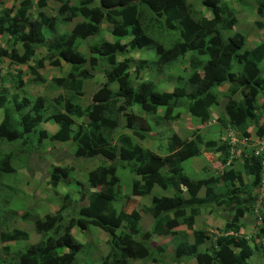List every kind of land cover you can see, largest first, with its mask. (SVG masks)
Wrapping results in <instances>:
<instances>
[{"label": "trees", "instance_id": "obj_1", "mask_svg": "<svg viewBox=\"0 0 264 264\" xmlns=\"http://www.w3.org/2000/svg\"><path fill=\"white\" fill-rule=\"evenodd\" d=\"M48 1L62 4L67 16L61 24L80 21L70 31L45 39L44 29L55 30V18L42 12ZM255 1L257 14L264 17V0ZM202 6L211 14L210 19L193 14L187 0H77L72 6L69 0H22L17 6L1 10L0 38L11 39L15 47H28L31 43L29 52L19 57L18 63L26 65L37 47L45 49V56L36 61V73L30 72L34 76L28 80L30 84L46 83L41 70L49 76L50 70L62 69V63L69 65L70 70L63 77L51 78L50 84L60 91L51 100H32L19 94H12L10 100L7 89H2L6 92L0 94V188L6 187L3 176L15 172L13 164L20 161L21 155H33L37 163L49 154L57 156V161L89 165L92 160L93 167L82 176L89 193L87 198L80 193L79 200H73L63 184L72 179L73 167H49L48 185H61L65 191L53 215L31 219L34 209L21 214L7 212L1 206L5 202L0 201V264H74L82 249L71 234L75 226L81 231L98 227L109 235V249L101 264H128L129 259L144 261L152 259L154 252L162 254L165 247L155 251L150 248L155 236L175 241L174 259L179 264L184 258H193L197 264H248L254 250L264 258L261 158L252 151L242 153V168L226 169L231 155L229 146L204 141L195 131L189 141L171 136L167 145L157 148L163 153L156 154L141 145L152 139L149 135L153 128H143V120L130 111L135 108L139 115L153 117L162 110L159 121L168 123L179 121L187 112L193 121L204 126L211 119V111L219 106V89L227 86L223 94L224 123L249 138L247 124L257 118L256 111L264 108V103L261 107L256 103L264 93V43L244 51L243 35L224 34L232 31L236 23L228 6L221 0H203ZM100 22L112 25L114 43L87 42L98 37ZM162 36L167 37V46L156 43ZM82 41L87 43L86 56L78 51ZM127 48L153 50L158 72L180 63L189 53L191 72L187 79L177 78L172 92H158L154 82L142 78L148 63L140 60L130 66L129 59H125ZM102 63L109 70L102 68ZM234 64L240 72L233 71ZM96 68L104 83L83 104L85 83L93 79L91 71ZM15 70L7 71V77L0 76L1 82L9 78L13 86L23 89L24 75L19 71L13 77ZM1 72L0 69V75ZM113 84L117 93L111 88ZM47 123L56 126L53 134L41 128ZM256 137H264L263 127L256 130ZM11 143L18 146L6 151ZM56 145L64 147L66 154L58 157V148L53 150ZM211 150L220 155L221 170L200 180L188 177L182 164ZM126 167L134 176L129 194H125L118 177V170ZM155 189L171 190L172 195L160 196L154 193ZM146 197L150 198L149 205L126 210L132 198ZM121 200L124 204L119 203ZM79 201L86 204L75 208ZM216 211L226 213L222 229L209 230L204 221L201 228H195L199 216L215 215ZM142 213L152 218L149 231L141 229ZM249 215L255 220L250 237L242 232L246 229L245 216ZM13 218L32 223L38 235L36 242L29 244L26 230L10 226ZM26 242L23 247L21 243Z\"/></svg>", "mask_w": 264, "mask_h": 264}, {"label": "rangeland", "instance_id": "obj_2", "mask_svg": "<svg viewBox=\"0 0 264 264\" xmlns=\"http://www.w3.org/2000/svg\"><path fill=\"white\" fill-rule=\"evenodd\" d=\"M22 0H0V13L1 10L4 8H12L14 6H17L19 2ZM203 0H187V5L189 6L190 10L195 15H199L200 17L205 16L206 18L210 19L211 14L206 11L202 6ZM223 3H225L228 8L231 10L233 19L235 20L234 29L229 32H224L225 35H233L235 33L241 34L245 38V45L243 49L250 50L254 48L256 45L264 43V17L259 16L256 12V1L255 0H246L243 3L238 2V0H221ZM77 0H69L70 5L75 4ZM63 6L62 4H56L53 2L48 1L47 6L43 8L42 12L45 13L49 18H55L54 19V25L55 30L51 31L48 29L43 30V34L45 36V39H49L52 36H55L59 34L60 32H67L70 31L73 25L80 21V19H75L73 22L65 26L62 23V18L67 16L62 12ZM231 19V18H230ZM60 20V21H59ZM100 40H107L109 42H115V38L112 36V26L110 24H106L103 22H100V31L99 35L96 39H88L89 43H94ZM161 40V41H160ZM160 40H157L156 43L162 44L164 46H167V37H160ZM129 40H125L124 43H128ZM84 42L82 41L78 51L86 56L87 50L84 46ZM13 41L9 38H0V48L2 49L1 57H0V69L2 70L0 76H8L6 75L7 71H13L15 68V72L13 73V77L19 74H23V82L24 87L23 89H17V87L13 86L9 78H7L6 81L3 83L0 79V94L5 93L6 91L2 89H7V92H9L8 99L12 100V96L14 94H19L21 97L27 96L30 97V99L35 100L39 97L46 98L48 100H51L52 98L56 97L60 91L50 84V80L53 76H62L64 74V71L62 73V69L52 72L50 70L49 76L45 74V71L41 70V74L46 79V83L41 86H36L34 84H30L28 80L31 78H34L32 76V73H36L35 64L36 61L42 57L45 56V49L43 48H36L35 55L32 59L28 60L27 64L24 65V63H18L17 60L19 57H24L29 52L31 46L30 44L17 47L12 45ZM127 55L125 59H129V65L135 66L139 63L140 60H145L148 62V66H146V70L143 72V80L154 82L156 85V90L158 92H172L174 89V86L176 83H178L176 80L177 78L187 79L191 68L188 64V59L190 57V54L188 53L182 60H180V63L175 62L172 63L170 66H167L163 72H158L154 68V61L156 60L155 54L153 50H147V49H141L137 51H131L129 48H127ZM192 54V53H191ZM103 64V63H102ZM63 69L67 68V65L62 63ZM239 66L234 64L233 71L239 72L240 69ZM102 68L105 70H109L108 66H105L103 64ZM155 69V70H154ZM95 71L98 73L97 68ZM29 75V78H24L25 75ZM16 79V78H15ZM132 81L135 85L138 84L136 80H134V77L132 76ZM87 88L84 91V96L81 99V102L83 104H86L88 99L90 98L91 92L95 89V87L98 86L97 79L93 78L91 81L87 83ZM112 90H114V93H117L116 85L113 84L111 87ZM225 87L220 88V93H218L219 96V106L214 108L211 111V127L201 128L200 130L196 132H200L199 135L202 137L204 141H210L214 140L217 146L221 145H228L229 151L231 153L226 169H238L240 170L242 168L243 163V155L242 153L247 154L250 151L256 152L258 149V145L261 142V140L256 138V130L259 128H264V108L259 109L256 111V119H252L249 124H247L248 127V134L249 138H245L241 133L235 132L233 130L226 132L227 126L224 123L225 122V112H224V105L226 103V100L224 98V91ZM24 93V94H23ZM13 94V95H12ZM26 94V95H25ZM12 95V96H11ZM235 99H239L237 96ZM182 101V100H180ZM258 106H263L264 103V93L260 95L256 101ZM181 106V102H179V108ZM182 109H180L181 111ZM133 114L138 115L139 118L143 120L144 127L146 128L148 125L153 128V132L149 135L152 136L153 133L155 135V132L159 135L158 138L155 139H147L141 143L143 147L146 149L162 154L163 150H157L158 147H162L166 144L167 139L172 135L173 131H176L177 133H180L181 139L188 140L190 138V130L194 129L195 127L191 126L190 120L188 117V113H184L179 119L180 123L178 125H174L176 123H173L171 125L161 123L159 119L162 115V110H159L156 116L150 117L146 115H139L138 110L135 108L130 109ZM177 111V110H176ZM178 112V111H177ZM130 113V112H128ZM0 118H1V111H0ZM157 122V124L155 123ZM193 121V120H192ZM172 123V122H171ZM194 124L196 126L198 125L197 121H194ZM207 124V126L209 125ZM42 128L47 130L50 134H53V132L56 131L55 125L52 124H43ZM234 132L238 135L239 140H236V136ZM202 134V135H201ZM189 137V138H188ZM188 138V139H187ZM232 139V140H231ZM155 140V141H154ZM232 143L235 145H232ZM9 146L12 149H15L18 146V143H11ZM8 148V147H7ZM56 148H60V146H55ZM64 147L60 149V152L58 154V157H61L59 155L66 154L64 153ZM215 150V149H213ZM261 154V153H260ZM219 154L218 153H211L207 152L203 154L202 156L198 157L196 160H189L182 164V167L184 169V173L190 177L193 180H200L205 177H209L210 175H215L217 171L221 170L220 163H219ZM23 158V156L21 155ZM57 157V156H56ZM56 157L53 155H47L45 157H42L40 160L45 159V164H39L42 166V171H45L46 166L50 164L57 163ZM234 159V160H233ZM63 163L61 165L67 166L66 164H69L68 160L62 161ZM91 164L87 165L81 162L78 163H72L73 172L72 173V179L71 180H64L63 184H65L66 191L70 194H72L73 200H79L80 193L84 195V197L87 198V195L89 193L88 191V185L85 182V179H82V176L85 175L91 167H93V161ZM16 171L12 174H5L3 176V183L6 185L4 188H0V201H4L5 203L1 205L4 206V210L7 212H10L11 210L15 211L17 214H21L26 210H33L31 212V219L39 218L42 219L46 215H53L55 214L59 209L58 200L62 194H64V187L60 186L57 188H52L47 186L46 184H40L38 180V176H35L34 178H31L26 171L20 169L15 163L13 164ZM39 173V172H38ZM118 177L121 180V183L124 187L125 194H129V187L130 182L132 179H134V176L130 173L129 169H119L118 170ZM75 178V179H74ZM76 180V181H75ZM80 182V183H78ZM79 184V185H78ZM61 188V189H60ZM157 191H154V193L158 194L161 193L159 189H155ZM164 193V192H163ZM167 196L172 195L171 190H166L164 193ZM130 202L126 204V210L130 211L135 208H143L148 205L150 198L146 197L143 199H137L132 198ZM80 203H77L75 208L82 207L86 204L85 201H79ZM119 203L124 204V201L121 200ZM118 203V204H119ZM138 204V205H137ZM8 215V213H6ZM219 214V216L217 215ZM226 213H218L216 211L215 216L214 215H207L206 216V224L205 226H209L211 229H213V226H220V219H224ZM70 213L66 216L68 217ZM65 217V215H64ZM204 215H201V218L198 217L196 221V227L200 228L201 222L205 221L202 219ZM10 225H15L18 228H22L26 230L30 234V242L29 244H33L38 239V235L34 233V227L32 223L30 222H20L18 220L10 219L9 220ZM224 223V222H223ZM141 229L144 231H149L152 226V221L150 220L148 222V217L146 214L142 213V222ZM252 225L253 222L251 223ZM213 225V226H212ZM224 225V224H223ZM100 228V227H99ZM178 231H181L183 229H177ZM249 236H251L252 231L249 229ZM72 236L74 240L77 243H80L82 245V249L79 251V253L76 255V261L74 264H100L103 260L105 255L108 252V245L107 241L109 239V235L105 233L101 228L98 229V227L89 226L87 230L81 231L78 226H75L72 230ZM248 236V237H249ZM168 237H153L154 242H151L152 248L155 249V244L157 241L158 246L164 245L167 243V252L163 255L159 256L158 253L154 252V255L152 259L149 260H132L129 259L128 264H154V263H160V264H179L176 263L173 260V256H166L167 254H171L173 251V245L175 244V241L167 240ZM23 247L26 246L27 242L21 243ZM12 247V246H11ZM203 251V248L201 249ZM166 256V257H165ZM152 260H155L153 262ZM248 264H264V258L261 255V253L257 250H254L252 253V256L247 261ZM180 264H196L194 259L191 258H184L182 260V263Z\"/></svg>", "mask_w": 264, "mask_h": 264}, {"label": "clouds", "instance_id": "obj_3", "mask_svg": "<svg viewBox=\"0 0 264 264\" xmlns=\"http://www.w3.org/2000/svg\"><path fill=\"white\" fill-rule=\"evenodd\" d=\"M103 23H106V24H109V23H107V22H103ZM100 25V24H99ZM111 25V24H110ZM112 26V25H111ZM116 41V40H115ZM88 42V41H87ZM109 42V41H108ZM84 43H86V42H84ZM112 43V42H111ZM114 43V42H113ZM87 44V43H86ZM244 51H246L245 49H243ZM147 62V61H146ZM156 62V60L154 61V63ZM148 63V62H147ZM148 66V65H147ZM59 70V69H58ZM52 72H55V71H57V69H55V70H51ZM240 71H241V69H240ZM239 71V72H240ZM91 73H94V77L93 78H96L97 79V84H98V86L97 87H95V89L91 92V94L96 90V89H98L99 87H100V85L102 84V83H104V78L103 77H101V75L100 74H98L96 71H91ZM65 75V74H64ZM63 75V76H64ZM62 76V77H63ZM53 77H58V76H53ZM92 80V79H91ZM90 80V81H91ZM175 87V86H174ZM226 88H227V86H225ZM91 96V95H90ZM188 117H189V120L191 121L190 122V124H191V126H193V127H195L194 129H189L190 130V132L192 131V132H196V131H198V130H200V132L202 131V129L201 128H203V127H206L207 129H208V127H211V124H209L210 122H211V119L208 121V123L207 124H209L208 126H207V124L206 125H204V126H200V125H197L196 126V124H194V121H192V119L190 118V116L188 115ZM1 118H2V114H1ZM180 120V119H179ZM1 121V120H0ZM161 122V121H160ZM178 122V121H177ZM177 122H172V123H168V122H161V123H165V124H173V123H177ZM155 123L157 124V122L155 121ZM48 124V123H47ZM51 124V123H50ZM49 125V124H48ZM53 125V124H52ZM56 127V126H55ZM41 128H42V126H41ZM227 128L228 129H226V132H229V131H231V130H233L231 127H229V126H227ZM43 129V128H42ZM45 130V129H44ZM47 131V130H46ZM234 131V130H233ZM191 132V133H192ZM199 132V133H200ZM49 133V132H48ZM54 133V132H53ZM234 134H235V136H236V140H239V137L236 135V133L234 132ZM159 135H161V134H159ZM173 135H177L176 133H173L171 136H173ZM202 135V134H201ZM170 136V137H171ZM177 136H179V135H177ZM169 137V138H170ZM180 138H181V136H179ZM168 138V139H169ZM189 138V137H188ZM187 138V139H188ZM257 138V137H256ZM153 139V138H152ZM167 139V140H168ZM258 140L260 139L261 140V142L259 143V147H258V149L256 150V152H254L253 151V153H254V156H256L257 158H261V168H262V171L264 172V137H262V138H257ZM190 140V138L188 139V141ZM232 140V139H231ZM155 141V140H154ZM210 141H212V142H214L215 143V141L214 140H210ZM165 145H167V141H166V144ZM164 145V146H165ZM232 145H235V143L233 144L232 143ZM57 146V145H56ZM60 149H62L61 148V146H60V148L58 149L59 150V152H60ZM8 150H13L12 148H10V149H6V151H8ZM64 151V150H63ZM58 152V153H59ZM206 153L207 152H214V151H205ZM261 153V154H260ZM156 154H158L157 152H156ZM59 156H61V155H59ZM21 159H20V161H17L16 163H15V165H17L20 169H22V170H24V171H26V173L31 177V178H34L35 176H38V180H39V183L40 184H46L47 186H49V187H51L50 185H48V171L51 169V168H49L50 166H63V165H61L63 162V160L61 161H57V163H55V164H50V165H48V166H46V168H45V171L43 172L41 169L42 168H40V167H42L41 165H39V164H45V159H43L42 161L40 160V159H38V163H37V161H36V159H34L35 157L32 155V156H29L28 158H25V156L22 158V157H20ZM34 161H35V163H34ZM66 161V160H65ZM29 162V163H28ZM71 162H73L74 164L75 163H78V162H75V161H70L69 162V164H66V165H69V166H72V167H74L73 165H72V163ZM64 167V166H63ZM125 169H127V167L125 168ZM14 170L16 171V169H15V167H14ZM39 172V173H38ZM263 177H264V174H263ZM76 181V180H75ZM85 182H86V180H85ZM86 184H87V182H86ZM79 185V184H78ZM88 185V184H87ZM264 185V184H263ZM61 185H58V187H60ZM57 188V187H56ZM61 189V188H60ZM155 191H157V190H155ZM161 191V193H158V195H160V196H163V194L166 192V191H163V190H160ZM164 192V193H163ZM138 199V198H137ZM58 200V204H60V198L59 199H57ZM259 204V203H258ZM258 206V205H257ZM140 209H142V208H140ZM256 209H258V208H256ZM27 211V210H26ZM144 214H146V215H149V214H147V213H144ZM213 215V214H212ZM258 215V212L257 211H255V216H257ZM150 216V215H149ZM206 216L207 215H204V217L202 218V219H204L205 221L204 222H206ZM215 216V215H214ZM150 218H151V216H150ZM200 218H201V216H200ZM226 218L228 219V217L226 216ZM152 219V218H151ZM14 220H17V219H14ZM245 220L246 221H244L245 223H246V229H243V234L245 235V236H249V232L248 231H250L249 229H251V231H252V234H253V230H254V225H252L251 223L253 222V224H255V220H254V216H251V215H249V216H245ZM18 221H20V220H18ZM197 221V220H196ZM259 221H260V219H259ZM141 222H142V220H141ZM223 220L222 219H220V224H221V226L219 227V225L216 227V228H220V229H222V226H223ZM195 224H196V222H195ZM11 227L13 226L14 228L16 227L15 225H10ZM16 228H18V227H16ZM195 228H197L196 227V225H195ZM201 228V227H200ZM208 228H209V230H215V228L213 227V229H211L209 226H208ZM35 233V232H34ZM252 234H251V236H252ZM160 237H164L165 238V236H160ZM250 237V236H249ZM170 239V237H168L167 238V240H169ZM151 242H154V239L151 241ZM151 242H150V244H151ZM155 243V242H154ZM167 243H170V242H166V243H164V245H160L161 247H165L166 248V252H167V249H168V247H167ZM156 246H155V249H153L152 247L153 246H151L150 245V248H151V250H153V251H155L156 249H157V247H160V246H158V244H157V241H156V244H155ZM166 252H163L162 254H159V256H161V255H163L164 253L166 254ZM157 253V252H156ZM166 256H173V260L175 261V259H174V248H173V251H172V253L171 254H167ZM165 256V257H166ZM193 259V258H192ZM155 261V260H154ZM196 262V261H195ZM101 264V263H100ZM147 264V263H146ZM154 264H160V263H154ZM197 264V263H196Z\"/></svg>", "mask_w": 264, "mask_h": 264}, {"label": "crops", "instance_id": "obj_4", "mask_svg": "<svg viewBox=\"0 0 264 264\" xmlns=\"http://www.w3.org/2000/svg\"><path fill=\"white\" fill-rule=\"evenodd\" d=\"M66 65H67V64H66ZM60 70H61V69H60ZM69 70H70V67H69V65H67V68H66V69H63V68H62V73H63V71H64V74H66V73L69 72ZM40 73H41V72H40ZM64 74H63V75H64ZM63 75H62V76H63ZM62 76H58V77H62ZM88 82H89V81H88ZM88 82L85 83V84H86L85 89L87 88V85H88L87 83H88ZM84 91H85V90H84ZM0 120H1V118H0ZM179 121H180V120H179ZM179 121H178L176 124H174V125H178V124L180 123ZM169 125H171V124H169ZM173 133H176L177 135L181 136L180 133H177L176 131H173ZM173 133H172V134H173ZM158 137H159V134H157V133L155 132V135H154V133H153V135H152V138H153V139H154V138H158ZM163 195H164V196H167L166 194H163ZM148 205H149V203H148ZM147 217H148V222H149L150 220L152 221V219L150 218L149 215H147ZM199 217H200V216H199ZM212 226H213V225H212ZM220 226H221V225H220ZM220 226H219V227H220ZM213 227L216 228V226H213ZM181 231H183V230H181Z\"/></svg>", "mask_w": 264, "mask_h": 264}]
</instances>
